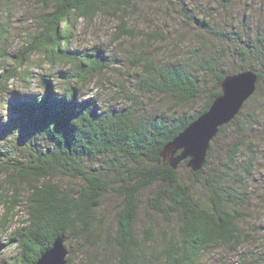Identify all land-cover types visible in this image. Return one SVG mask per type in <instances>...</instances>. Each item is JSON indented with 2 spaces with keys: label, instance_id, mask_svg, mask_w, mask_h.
Listing matches in <instances>:
<instances>
[{
  "label": "trees",
  "instance_id": "16d2710c",
  "mask_svg": "<svg viewBox=\"0 0 264 264\" xmlns=\"http://www.w3.org/2000/svg\"><path fill=\"white\" fill-rule=\"evenodd\" d=\"M40 1L45 7L42 25L27 36V43L15 55L3 48L8 27L0 20V92H7L15 79L30 88L35 78L40 91L14 94L7 104L15 118L0 129L2 134L23 129L19 136L25 150L20 160L0 163L12 191L0 187V203L5 208L2 230L7 233L8 223L16 217L15 208L21 206L24 212L20 225L7 235L8 245L16 248L11 264H34L57 236L77 239L81 249L99 243L93 252L96 263L108 250L115 264H200L205 254L221 247L239 253L248 239L244 228L251 217L243 210L247 184L255 165L264 159V129L255 132L264 104L258 98L264 82V31L252 32L243 21L241 31L233 27L216 36L230 45L213 51L203 42L192 51L193 56L179 60L162 61L140 51L132 57L137 71L134 88L125 97L131 102L103 107L99 96H84L70 78L84 83L103 72L110 59L98 49L81 56L70 51L75 26L79 19L93 20L106 13L119 19L117 40L131 39L137 34L128 22L134 0ZM170 1L184 5L183 13L192 19L184 0ZM151 39L155 41L156 36ZM33 54L42 58L38 68L47 64L51 71L65 63L72 72L65 77L37 75L27 63ZM234 62L238 67H228ZM252 62H259L262 69L257 70ZM243 70L256 72L255 92L234 119L219 128L203 167L193 172L183 160L173 169L160 157L162 147L209 108L221 93L226 75ZM59 77L60 82L53 83ZM141 96L148 100L160 96L170 106L166 112L146 114L138 105ZM251 104L254 107L247 110ZM227 129L233 130L236 140L222 149L219 164L210 167L214 145ZM180 167L189 173L188 179ZM66 178L78 179V184L63 183ZM148 188L140 223V194ZM107 195L117 199L114 231L105 229L104 217L97 215ZM261 196L264 202V192ZM247 252L238 264H264L263 251ZM71 260L67 256L66 264Z\"/></svg>",
  "mask_w": 264,
  "mask_h": 264
},
{
  "label": "rangeland",
  "instance_id": "374dc122",
  "mask_svg": "<svg viewBox=\"0 0 264 264\" xmlns=\"http://www.w3.org/2000/svg\"><path fill=\"white\" fill-rule=\"evenodd\" d=\"M184 1L186 8L191 10L192 19L183 13L181 6L184 5L181 3H173L170 0H134V7L128 10L131 17L128 22L137 34L131 39L117 40L116 33L119 19L106 13L98 14L93 20L79 19L75 26L74 37L69 50L74 51L77 56L91 53L96 49L101 50L109 57L110 65L103 72L90 76L84 83L74 82L76 80L74 77L70 78L71 82L81 90L84 96L88 93L99 96L100 105L103 107L107 105L121 107L131 102L125 97H128L127 95L134 88L133 75L137 71L134 64H132L134 54L147 51L155 59L162 61L179 60L187 58V56H193L192 51L201 47L203 42L206 45L204 47H211L213 51H215V48L230 45L216 36L221 32L228 33L233 27H235V31H241L243 21L252 32L264 31V0ZM44 10L45 7L40 0H9L5 4L0 0V20L8 27L7 39L3 42V48L6 52L15 55L23 48L27 43V36L41 27V17ZM151 35L156 36L153 42H151ZM204 47L201 49L205 50ZM10 59L11 57L6 60L7 65L11 64ZM41 59L38 54H33L27 62L28 66L34 69L37 75L40 73L59 74L65 77L72 72L71 65L65 63L54 66L51 71H49L47 64H44L42 68H38ZM252 65L257 70L262 69L259 62H252ZM228 67L236 68L238 64H235V62L229 63ZM61 79L59 77L53 83H59ZM30 83V88H26L22 81L15 79L10 83L7 92H0L1 130L4 129L5 124L11 118H15L14 112L7 104L8 100L14 97V94H21V96L22 94L35 95L40 92L36 87V78L31 80ZM152 98L148 100L143 96L139 97L138 105L140 109L146 114L167 111L170 106L169 101H164L165 99L160 96ZM258 98L264 100V82L261 85ZM253 107L254 104H251L247 110ZM195 109L196 106H193L192 111ZM260 112L256 133L264 129V104H262ZM21 134H23V129H20L19 133L16 134H2V131L0 132L1 164H11L14 160L22 158L25 150L19 136ZM233 140H236V138L232 129H227L222 133L214 145L210 167L219 164L220 155L224 154L222 149ZM180 172L185 179H188L189 173L183 167H180ZM6 174L7 172H0V187L4 191L7 189L11 191L9 184L6 182ZM263 181L264 159L255 165L253 177L247 184L249 187L247 203L243 210L247 211L251 217L244 228L248 235L247 241L244 242V248L236 254H232L226 247L218 248L205 254L200 264H220L223 262L238 264L245 251H248V254L264 252V202L261 200V197L263 198L261 195L264 192ZM63 183L73 186L78 184V179L66 178ZM149 194V188L144 189L140 194L143 201L139 216L140 223L144 218L146 200ZM24 196L22 195V197ZM116 202V198L107 195L97 210V215L104 217L103 227L111 229V231L115 229L114 205ZM4 211L5 208L0 203V219ZM14 213L16 217L8 223L7 233L2 230L0 225V264H11L13 256L16 255L15 246L8 245L7 235L15 231L20 225L19 220L24 218L23 208L21 206L15 208ZM64 244L68 250V256L72 258L70 264H115L109 250L101 254L96 263L97 258L93 255V252L94 249L98 251L99 243L94 245L93 248L84 247L81 249L77 239L74 240L72 237L64 240ZM87 249L89 250L88 253L82 257L83 252Z\"/></svg>",
  "mask_w": 264,
  "mask_h": 264
},
{
  "label": "water",
  "instance_id": "95a60500",
  "mask_svg": "<svg viewBox=\"0 0 264 264\" xmlns=\"http://www.w3.org/2000/svg\"><path fill=\"white\" fill-rule=\"evenodd\" d=\"M256 83L257 74L252 70L226 75L221 82V93L213 99L209 108L162 147L160 157L163 161H168L175 169L181 161L186 160L188 168L193 172L199 171L219 128L234 119L254 94ZM67 256L64 239L57 236L34 264H66Z\"/></svg>",
  "mask_w": 264,
  "mask_h": 264
}]
</instances>
